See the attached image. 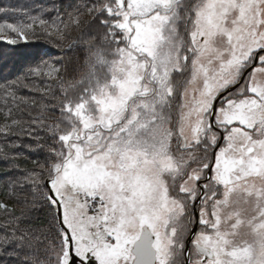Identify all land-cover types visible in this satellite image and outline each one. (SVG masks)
<instances>
[{"label":"snow or ice","instance_id":"snow-or-ice-1","mask_svg":"<svg viewBox=\"0 0 264 264\" xmlns=\"http://www.w3.org/2000/svg\"><path fill=\"white\" fill-rule=\"evenodd\" d=\"M38 7H0V264H264V0Z\"/></svg>","mask_w":264,"mask_h":264},{"label":"trees","instance_id":"trees-1","mask_svg":"<svg viewBox=\"0 0 264 264\" xmlns=\"http://www.w3.org/2000/svg\"><path fill=\"white\" fill-rule=\"evenodd\" d=\"M27 2L29 3H32L33 0H27ZM40 2H42L43 4L45 5H48L50 3H52V0H40ZM3 81H0V83H2ZM2 171H0V175H2ZM2 184H3V181H0V198H2Z\"/></svg>","mask_w":264,"mask_h":264}]
</instances>
